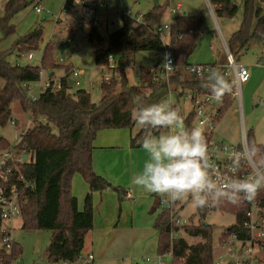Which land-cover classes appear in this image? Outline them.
<instances>
[{
	"label": "trees",
	"instance_id": "trees-1",
	"mask_svg": "<svg viewBox=\"0 0 264 264\" xmlns=\"http://www.w3.org/2000/svg\"><path fill=\"white\" fill-rule=\"evenodd\" d=\"M32 2L33 0L6 1L3 16L0 17V32L5 38L14 33V26L10 24L12 17ZM69 6V0H65L64 9ZM209 6L215 19H232L239 10L241 11L238 30L225 40L230 55L244 50L250 42H261L264 39V8L255 3V0H211ZM162 15L163 8L159 5L153 6L150 11L140 16L133 27L128 24L129 17L121 15L122 27L107 36H103L98 29L100 25L96 27L94 20L90 19L89 29L84 38L92 48L93 64L98 67L106 66L108 55L117 57L120 63L124 61L129 64L128 58L133 53L160 52L163 43L154 31L159 26ZM202 27V15H177L173 18L166 33L168 43L165 46L171 53L174 69L167 79L158 78L155 68L146 69L139 75L136 85H128L122 69L119 79L111 77L108 81L101 80L99 89L102 95L95 104L84 90H71L64 76L59 89L51 90L47 87L39 92L35 101L30 102L43 121L31 129L22 130L15 146L27 158L20 166V172L33 184V190L27 194L26 202L21 207L19 223L22 230H44L50 233V240L44 252L48 264H72L81 255L85 236L92 229V193L111 188L118 194L119 199L123 198L121 189L113 187L92 169L93 141L96 135L102 130L126 129L131 132L129 147L142 149L139 141L144 133L132 116L137 106L136 97H141L142 104L146 106L160 102L171 92L178 105V99L186 90L203 95L211 94L206 80L207 74L198 78L186 70L190 65L188 57L195 47L196 38ZM75 29V24L68 26V31L73 32ZM41 40L42 30L37 27L18 39L12 50L17 56L30 54L38 48ZM62 42L58 40L57 43L47 44L43 50L40 68L49 71V80L53 78L54 70L62 68L66 73L71 68L70 64L57 62L56 50ZM160 62L156 61V65ZM211 66L224 73V64ZM40 68L10 65L4 57H0L1 127L12 120L11 103L19 102L21 108L27 110L29 102L26 101L22 85L38 82ZM225 79L231 84L229 77ZM229 91L221 97L217 121L233 105ZM193 120L194 114L191 112L184 123L191 128ZM15 124L17 125V122ZM135 126L138 127L136 131ZM163 130L159 129L155 134L159 135ZM204 135L209 144L212 141V133ZM246 138L248 147L254 145L258 149L254 157H263L264 146L254 142L251 131L246 134ZM10 146L5 139L0 138V151ZM74 175H79L88 186L81 211L77 209L76 198L71 194V181ZM255 199L257 207L254 210V218L256 223H260L264 219L263 189L257 191ZM156 207H153L152 211ZM211 211L228 213L235 219L234 223L226 227L220 235L221 243H228L230 239H234L241 244L249 240L245 225L249 221L251 205L243 199L235 204L225 199L209 204L208 209L206 206L196 207L195 214L188 218V225L180 228L184 236L197 239L193 243H188L181 237H171L170 213L166 209H161L152 224V228L157 232V254L171 252V264H216L212 229L204 223ZM180 229L175 228L174 232H179ZM254 244L259 250H264V240L256 239ZM19 258L20 249L14 243L12 256L5 258V263L10 264ZM245 264H250V261H246Z\"/></svg>",
	"mask_w": 264,
	"mask_h": 264
},
{
	"label": "rangeland",
	"instance_id": "rangeland-1",
	"mask_svg": "<svg viewBox=\"0 0 264 264\" xmlns=\"http://www.w3.org/2000/svg\"><path fill=\"white\" fill-rule=\"evenodd\" d=\"M7 0H0V17L4 13V4ZM107 5L95 15L98 22L99 31L103 36L116 31L122 27L121 15L127 12L129 16L128 24L133 27L139 20V17L150 11L153 6L159 5L163 8L159 25H164L171 18L168 16V8H174L177 3L181 9L177 11V15L195 16L202 15L203 27L198 34L195 47L188 57V62L191 65H211V64H226V52L224 50L221 36L225 41L228 36L238 30L241 22V11L232 19H213L210 15L208 6L205 0H106ZM238 1V0H237ZM65 0H33L24 10L15 14L10 20V24L14 26V33L5 38L0 32V57H4L10 65H29L40 68V59L43 50L47 44L57 43L58 40L66 41L69 39L67 47L61 48L59 45L56 50V59H61L62 64L78 68L81 75L77 79L78 86H71V90H84L89 94L92 103H97L101 98L99 84L104 77H115L119 79L118 71L123 66V72L128 85H136L139 75L146 69H156V59L151 52L140 51L133 53L128 59L129 64L118 62L114 69L108 66H95L93 64L92 48L85 41L84 35L88 32V21L90 18H83L80 14V9L75 6H69L64 9ZM255 3L264 8V0H255ZM39 4L43 8L40 14L35 13L34 6ZM215 20V21H214ZM76 25V29L68 31L69 25ZM40 27L42 30V40L38 44V48L31 52V59L27 58L28 54L17 56L12 50L13 44L23 36L32 32L35 28ZM163 35H166L164 33ZM163 38V36H162ZM264 39L261 42H250L248 46L231 55L233 62L237 66H242L249 75V80L240 86V106L235 100L231 108L225 112L215 124L212 133L213 142H222L236 145L239 143V125L238 109L242 114L241 125L244 132H252L254 142L264 146V107L259 106V102H264V55H263ZM115 59L118 60L116 57ZM127 61V60H126ZM58 62V61H57ZM154 69V70H155ZM157 70V69H156ZM69 71V70H68ZM64 70H54V79L63 77ZM231 75V72H229ZM49 71L40 68V79L36 83L27 85L25 91L26 101L29 102L27 110H23L19 102H13L10 105L11 119L17 122L13 126L11 122L4 126H0V138L5 139L11 146H16L18 143L19 133L24 129L33 128L38 122H42L43 118L36 112L30 104L32 98H37L40 92L39 86L47 81ZM120 86L117 87L119 89ZM168 100L172 105L176 104L177 99L173 94L168 95L160 102ZM180 112L184 117L188 108L183 106V99H178ZM137 128V126H135ZM135 130V128H134ZM167 130H163L159 135L165 134ZM100 134V133H98ZM142 166L139 165V169ZM136 199V198H135ZM139 198L133 204L132 200L123 199L119 202L120 217L129 216L132 213L136 224H142L144 227L146 222L154 221L155 217L161 212L159 207L149 213L148 207L146 210L139 203ZM142 201V200H141ZM183 203L182 209L178 213L181 220L188 221V218L195 214L196 207L193 206L191 198L180 199ZM234 216L221 211H211L207 214L204 223L212 229V245L213 255L216 261L219 257H223L226 262H233L236 259L247 258L249 255L238 242L228 241L223 247L222 241L219 240L224 229L234 223ZM195 222V221H194ZM189 223V222H188ZM153 224V223H152ZM14 231L12 238L14 243L19 246L20 258L17 264H48L44 258L45 249L50 240V233L44 230L26 231L20 228L19 221L13 222ZM179 234V235H178ZM185 239L188 243L196 242L197 239L189 238L182 234L181 229L177 233V237ZM225 254H227L225 256ZM158 254L152 256L156 257ZM253 258H264V250H259L256 246L253 247ZM167 262L168 259L164 258ZM95 264H150L143 263L140 258H130L126 261H105Z\"/></svg>",
	"mask_w": 264,
	"mask_h": 264
},
{
	"label": "built area",
	"instance_id": "built-area-1",
	"mask_svg": "<svg viewBox=\"0 0 264 264\" xmlns=\"http://www.w3.org/2000/svg\"><path fill=\"white\" fill-rule=\"evenodd\" d=\"M70 6H75L80 9V14L83 18H90L94 20V25L98 27V22L96 21L95 15L102 8H105L107 5L106 0H69ZM180 6L176 5L174 8H168V16L172 17L173 15L177 16V11H179ZM34 11L37 14L43 12V8L39 4H35ZM127 15V12L125 14ZM129 17V16H128ZM89 19V20H90ZM140 19V17H139ZM139 21V20H138ZM173 18L169 19L166 24L159 25L156 27L154 33L158 35L163 43L164 54L161 58V65L158 66L156 70V76L160 79H167L168 75L173 71L174 65L171 57V53L167 46L168 37L167 33L171 27ZM163 36V38H162ZM69 39L63 41L60 46L61 48L67 47ZM224 50L226 52V64L224 65V76L231 79L232 89L229 91V96L233 100L238 102V107L240 106V86L246 83L249 80V75L247 71L242 66H237L233 62V59L227 49L226 44H224ZM28 59L32 58L31 54L27 55ZM113 55L107 56V65L109 68L114 69L118 60ZM171 61V68H166L163 66V63ZM59 64H62L63 61L59 58L57 59ZM105 66V67H106ZM213 68L211 65H189L186 70L189 74L201 78L204 74L208 73V70ZM153 70V69H151ZM231 72V75L229 74ZM81 75V71L78 68L71 67L66 76V81L71 82V86H78L79 82L77 79ZM63 76V77H64ZM51 78L39 86L40 91H43L45 88L50 87L51 90H57L61 87V79ZM103 81H108V77H104ZM28 84H23V89L27 90ZM169 92L168 95H170ZM183 99V106L188 108L186 115L183 117L184 120L189 113L194 114V120L192 127L202 126L204 133H213L215 124L217 123V109L219 108V101L213 99L212 94H199L197 92L186 90L181 95ZM36 98H32V101H35ZM173 106L177 107L180 110L179 105L174 104ZM259 106L264 107L263 102H259ZM239 110V109H238ZM240 111V110H239ZM181 113V112H180ZM13 126H15V120L10 121ZM240 140L236 145L227 144L222 142H213L209 143L210 151L212 153V160L218 166V169L221 173H224L228 170L231 165V154L244 152L248 147L246 133L244 132L243 127L240 129ZM24 156L15 146H10L3 151H0V264L5 263V258L12 256L14 240L12 238V233L14 231L13 222L20 221L21 218V207L26 202L27 194L33 190V184L24 178L20 172V166L26 161ZM264 159L260 156H253L251 158H242L240 160V166L237 172L238 176L247 178L258 170H264V165L260 161ZM264 190V188H261ZM260 190V189H259ZM257 193V192H256ZM256 195V194H255ZM246 203L251 205V211L248 213L249 221L245 225L248 229L249 240L244 243H241L245 247V252L249 256L247 258L236 259L233 262H226L223 257H219L215 263L216 264H245L246 261H250V264H264V258H253V247L255 240H264V219L260 223H256L254 218V210L257 207V201L255 196L251 199H243ZM183 203L181 204L179 200L170 201L165 196L160 195L158 201V207L160 209H166L170 213V233L171 237H177L178 232H174V229H180L181 227L188 225V221L181 220L178 217ZM208 209V205L206 206ZM230 241L237 242L234 239ZM229 241V242H230ZM222 244V243H221ZM227 243L223 242V247H226ZM257 247V246H256ZM227 254H225L226 256ZM164 258L168 259L167 262L164 261ZM19 259H15L10 264H17ZM93 256L87 254L85 256L80 255L72 264H92ZM147 262L151 264H171L172 255L171 252H167L162 255H157L154 258H147ZM66 264V263H62Z\"/></svg>",
	"mask_w": 264,
	"mask_h": 264
},
{
	"label": "clouds",
	"instance_id": "clouds-1",
	"mask_svg": "<svg viewBox=\"0 0 264 264\" xmlns=\"http://www.w3.org/2000/svg\"><path fill=\"white\" fill-rule=\"evenodd\" d=\"M211 5V0H208ZM171 68V61L163 63ZM206 80L213 99L219 101L231 84L216 68L208 70ZM133 119L143 130L139 144L147 159L142 168L131 176L130 183L145 193H156L170 201L191 198L200 208L222 200L238 203L251 199L264 188V170L247 178L237 175L240 160L253 157L258 149L252 145L244 152L231 154V165L221 173L212 160L202 126L187 127L180 110L170 101L142 104L136 97ZM159 129L165 134L156 135ZM264 165V159L260 161Z\"/></svg>",
	"mask_w": 264,
	"mask_h": 264
},
{
	"label": "crops",
	"instance_id": "crops-1",
	"mask_svg": "<svg viewBox=\"0 0 264 264\" xmlns=\"http://www.w3.org/2000/svg\"><path fill=\"white\" fill-rule=\"evenodd\" d=\"M205 1L210 15L215 19L207 0ZM176 5L180 6L179 3ZM221 41L224 46L225 41L222 36ZM262 51L264 53V46ZM151 54L157 62L161 61L158 59L160 52H151ZM122 69L123 66L118 71L119 76ZM239 112L237 123L240 135L242 114ZM137 129L138 127H135L134 131ZM99 133L93 141L92 169L113 187L121 189L123 198L119 199L118 194L111 188L92 193V229L85 236L81 255H92V264L113 260L126 261L130 258H140L143 263L151 264L146 259H152L156 252L157 232L152 228L153 220H149L142 227L143 223H135L132 213L129 220L125 216L121 218L119 206V202L123 199L132 200L135 204V200L139 198V203H142L144 210L150 207V213L158 204L160 194L145 193L130 183L131 176L140 170L139 165L143 166L147 155L143 149L129 147L131 136L129 130H102ZM87 193L86 183L79 175H74L71 181V194L76 198L79 211L83 209V201Z\"/></svg>",
	"mask_w": 264,
	"mask_h": 264
},
{
	"label": "water",
	"instance_id": "water-1",
	"mask_svg": "<svg viewBox=\"0 0 264 264\" xmlns=\"http://www.w3.org/2000/svg\"><path fill=\"white\" fill-rule=\"evenodd\" d=\"M156 6H157V4H156ZM163 54H164V48L161 47V49H160V57L158 58L159 60H161ZM68 85L70 86V85H71V82H68ZM25 158H26V157L24 156V159H25ZM205 225H206V224H205Z\"/></svg>",
	"mask_w": 264,
	"mask_h": 264
}]
</instances>
